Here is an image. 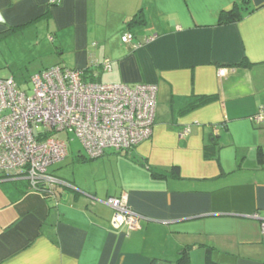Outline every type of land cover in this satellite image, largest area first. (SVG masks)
Masks as SVG:
<instances>
[{
  "label": "crops",
  "instance_id": "0c3cea01",
  "mask_svg": "<svg viewBox=\"0 0 264 264\" xmlns=\"http://www.w3.org/2000/svg\"><path fill=\"white\" fill-rule=\"evenodd\" d=\"M249 2L253 11L221 24L242 0H0V37L25 30L60 44L67 33L72 68L157 86L151 136L89 157L102 166L94 183L67 180L51 195L0 180V264H179L184 248L187 264H264L253 217L264 215V0ZM43 58V68L67 66ZM104 58L110 71L91 65ZM199 97L213 98L183 110ZM148 166L179 176L154 178ZM122 193L137 229L111 227L105 199Z\"/></svg>",
  "mask_w": 264,
  "mask_h": 264
},
{
  "label": "built area",
  "instance_id": "2783aa9c",
  "mask_svg": "<svg viewBox=\"0 0 264 264\" xmlns=\"http://www.w3.org/2000/svg\"><path fill=\"white\" fill-rule=\"evenodd\" d=\"M133 37L127 30L121 40L130 43ZM91 65L111 70L108 58ZM29 81L30 87L24 90L13 77H0V180L24 179L29 189L53 195L58 187L72 186L49 171L66 157L63 134L78 138L89 157L109 148L131 149L152 134L154 84L104 83L90 79L84 68L60 64L33 73ZM105 202L113 209L112 228L139 227L140 215L128 206L126 194L108 196ZM253 217L264 231V215Z\"/></svg>",
  "mask_w": 264,
  "mask_h": 264
},
{
  "label": "rangeland",
  "instance_id": "374dc122",
  "mask_svg": "<svg viewBox=\"0 0 264 264\" xmlns=\"http://www.w3.org/2000/svg\"><path fill=\"white\" fill-rule=\"evenodd\" d=\"M11 32L15 31L12 30ZM5 36L0 37V77H13L21 89L25 90L30 87V76L39 70L37 64H40L42 68L45 66L42 65L43 57L49 59L55 56H63L67 62L65 64L71 67L72 37L67 33L60 37V44L57 38L52 43L47 39V35L35 38L31 32L28 33L25 30L12 33L6 38ZM53 44L58 48L52 47ZM59 46L64 49L62 53ZM62 136L67 144L66 157L62 161L51 165L49 171L51 170L53 174L66 180H74L78 185L79 183L84 184L86 181L94 183L95 174H100L102 171L100 167L102 166L93 164V162L98 161L100 158L90 159L79 139L72 133L63 134ZM80 157H84L86 160H80ZM101 181L97 180L95 183L98 184Z\"/></svg>",
  "mask_w": 264,
  "mask_h": 264
},
{
  "label": "trees",
  "instance_id": "16d2710c",
  "mask_svg": "<svg viewBox=\"0 0 264 264\" xmlns=\"http://www.w3.org/2000/svg\"><path fill=\"white\" fill-rule=\"evenodd\" d=\"M242 2H243L242 5H233L228 10H223L220 14V17H219V23L225 24V23L237 21V20L241 19L245 15V13H248V12H251L254 10L253 7L250 5L249 0H242ZM136 17H138L137 13L135 15H133L130 22L135 21ZM84 70L86 71V73H88V77L90 79L99 80L97 75H96L97 70L95 69V67H86V68H84ZM211 98H213V97H199L197 100L192 101L189 105L184 107L183 110L194 108L195 105H197L198 103H202V102L207 101ZM109 149H111V148H109ZM106 150H108V149H105V151ZM111 150H113V149H111ZM113 151H116V150H113ZM125 151H127V150H125ZM116 152H121V151H116ZM215 154H216L215 142L211 141L209 144L204 146L203 156L205 159H210V158H213L215 156ZM81 158H83V157H80V160H82ZM83 159H85V158H83ZM148 168L151 172V175L154 178L163 179V178H166L168 176L176 178L179 176V171H178L177 167H172L170 169H167V170L161 171V172L157 171L155 169H151L149 166H148ZM19 180L23 181V184L25 185V187H27L29 189V185H28L27 180H24V179H19ZM159 260L160 259L154 258L151 260L150 264H157ZM187 260H188L187 249L184 248L179 253L177 261L179 264H187Z\"/></svg>",
  "mask_w": 264,
  "mask_h": 264
}]
</instances>
